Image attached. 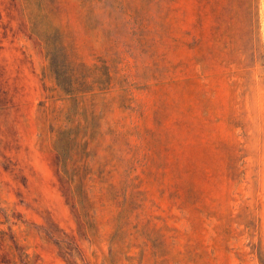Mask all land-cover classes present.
Returning a JSON list of instances; mask_svg holds the SVG:
<instances>
[{
    "label": "rangeland",
    "instance_id": "374dc122",
    "mask_svg": "<svg viewBox=\"0 0 264 264\" xmlns=\"http://www.w3.org/2000/svg\"><path fill=\"white\" fill-rule=\"evenodd\" d=\"M261 259L264 0H0V264Z\"/></svg>",
    "mask_w": 264,
    "mask_h": 264
},
{
    "label": "trees",
    "instance_id": "16d2710c",
    "mask_svg": "<svg viewBox=\"0 0 264 264\" xmlns=\"http://www.w3.org/2000/svg\"><path fill=\"white\" fill-rule=\"evenodd\" d=\"M248 2L250 4L251 10H254V7L256 5L257 0H248ZM51 54H53V53L50 51V53H49L50 57L49 58L51 61V67L53 68V55H51ZM80 67H82V66H80ZM82 68H86V66H83ZM55 74H56V80H57L58 86L66 94H72L73 95V94H76V93H74L75 91L84 92V91H80V89H81V87H83V85H80L79 84L80 82L78 83V81L80 78H83V80H85L83 84L85 85L88 82V80H87L88 75H82L81 73L69 72L68 74H65L66 76L69 77V80L65 81L63 79L64 73L59 71V69H56ZM261 262H262V264H264L262 259H261Z\"/></svg>",
    "mask_w": 264,
    "mask_h": 264
}]
</instances>
